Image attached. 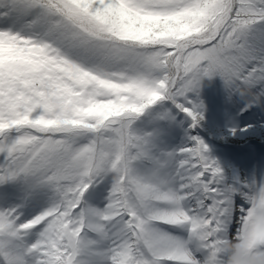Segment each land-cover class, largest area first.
<instances>
[{"label":"snow or ice","instance_id":"snow-or-ice-1","mask_svg":"<svg viewBox=\"0 0 264 264\" xmlns=\"http://www.w3.org/2000/svg\"><path fill=\"white\" fill-rule=\"evenodd\" d=\"M214 77L264 109V0H0V264L264 257V173L194 134Z\"/></svg>","mask_w":264,"mask_h":264},{"label":"rangeland","instance_id":"rangeland-1","mask_svg":"<svg viewBox=\"0 0 264 264\" xmlns=\"http://www.w3.org/2000/svg\"><path fill=\"white\" fill-rule=\"evenodd\" d=\"M199 101L204 107V120L194 134L205 141L210 157L240 180L259 181L264 173V131L259 128L264 125V109L250 108L241 114V97L230 95L219 77L202 81ZM247 125L254 127L247 133L229 134V128ZM182 137L183 133L176 131L168 147H177Z\"/></svg>","mask_w":264,"mask_h":264},{"label":"clouds","instance_id":"clouds-1","mask_svg":"<svg viewBox=\"0 0 264 264\" xmlns=\"http://www.w3.org/2000/svg\"><path fill=\"white\" fill-rule=\"evenodd\" d=\"M242 248L239 243H227L223 246V251L227 255L225 264H240L239 256L242 252ZM253 264H264V257L256 259Z\"/></svg>","mask_w":264,"mask_h":264},{"label":"trees","instance_id":"trees-1","mask_svg":"<svg viewBox=\"0 0 264 264\" xmlns=\"http://www.w3.org/2000/svg\"><path fill=\"white\" fill-rule=\"evenodd\" d=\"M238 97H239V95H238ZM232 99V98H231Z\"/></svg>","mask_w":264,"mask_h":264}]
</instances>
